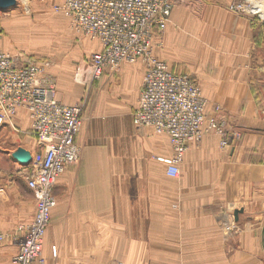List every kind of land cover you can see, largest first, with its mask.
<instances>
[{
    "label": "crops",
    "instance_id": "0c3cea01",
    "mask_svg": "<svg viewBox=\"0 0 264 264\" xmlns=\"http://www.w3.org/2000/svg\"><path fill=\"white\" fill-rule=\"evenodd\" d=\"M238 2L186 0L153 40L154 57L199 86L208 115L219 108L227 136L213 131L192 143L172 178L157 160L172 156L168 136L148 130L137 152L133 147L113 162L82 121L74 139L78 164L52 190L56 205L42 249L47 264H264V42H254L263 25L230 9ZM94 47L89 56L101 50L99 42ZM0 52L19 55V48L4 36ZM143 74L141 61L122 64L116 80L105 73L102 84L113 82L99 94L102 109L127 117ZM81 96L82 88L55 89V99L67 105ZM29 124L20 109L0 127V264H10L18 228L35 213L24 167L11 157L17 148L31 156L39 151L36 139L21 135Z\"/></svg>",
    "mask_w": 264,
    "mask_h": 264
},
{
    "label": "built area",
    "instance_id": "2783aa9c",
    "mask_svg": "<svg viewBox=\"0 0 264 264\" xmlns=\"http://www.w3.org/2000/svg\"><path fill=\"white\" fill-rule=\"evenodd\" d=\"M262 0H239L231 10L251 17L264 11ZM186 0H63L59 7L72 26L99 41L101 50L90 59V78L116 73L124 63L142 59L145 70L132 123L138 130L164 133L172 156L157 159L166 174L178 178L184 154L204 134L227 136V122L206 111L200 88L187 75L174 72L152 54L153 33L163 29L172 9ZM262 5V9H256ZM247 10L252 12H247ZM1 13V12H0ZM49 62L0 52V127L18 112L27 111L31 131L41 149L22 170L35 198L32 220L21 225L18 252L10 264H45L42 249L50 214L56 205L52 190L68 167L75 166L80 148L74 139L82 124L79 104L55 99V83L48 80ZM1 239V236H0ZM121 264V263H120Z\"/></svg>",
    "mask_w": 264,
    "mask_h": 264
},
{
    "label": "rangeland",
    "instance_id": "374dc122",
    "mask_svg": "<svg viewBox=\"0 0 264 264\" xmlns=\"http://www.w3.org/2000/svg\"><path fill=\"white\" fill-rule=\"evenodd\" d=\"M261 2L264 3V0ZM17 4V8L6 13H0V38L5 36L10 43L16 44L19 48L17 54L19 53L21 57L25 56L39 62H49L46 78L55 83L57 91L69 94L76 88H82V96L72 105L79 104L82 106L81 118L82 121L88 123V134H92L96 141H101L106 146L109 157L113 162L119 159L121 161V157L126 151H131L132 153L133 147L135 152H137L139 144L143 142L142 140L147 139L148 136L145 134L148 130L155 135H166L164 133H156L150 128L144 130L135 128L130 122L135 106H132L129 110L127 117H118L124 113H121L120 110L114 112L108 105L107 107L110 109H102L99 94L107 87H110L113 82L107 79L102 84L103 75L108 73L111 77H115L114 79L116 80L121 67L115 74L107 71L103 72L98 78L88 79L86 73L90 69L91 56L89 55L96 51L94 45L99 41L83 32L77 31L72 26L71 19L59 8L63 4V0H17ZM252 18L262 22L263 30H261V34H264V11ZM162 30L157 28L154 31L153 40L154 36L161 33ZM85 42L92 45L91 51L90 47L88 49L84 47ZM262 42H264V37ZM90 44L88 46H91ZM153 46L152 42V54H154ZM137 61L142 62L145 70L143 61ZM137 61L126 64L133 65ZM17 133L19 134V132ZM21 135L35 139L30 124L25 133ZM29 148L35 149V142ZM41 149L37 153H40ZM148 160L149 158L147 157V161L145 160L146 165L154 164L151 161L148 162ZM127 164L132 165L131 159H129V163L127 161ZM172 211L174 212L175 210ZM45 264H47L46 261Z\"/></svg>",
    "mask_w": 264,
    "mask_h": 264
},
{
    "label": "water",
    "instance_id": "95a60500",
    "mask_svg": "<svg viewBox=\"0 0 264 264\" xmlns=\"http://www.w3.org/2000/svg\"><path fill=\"white\" fill-rule=\"evenodd\" d=\"M16 6H17L16 0H0V12L1 13H6L16 8ZM11 157L16 163L24 167V169L27 168L32 161V156L30 152L26 151L23 148H17L11 154Z\"/></svg>",
    "mask_w": 264,
    "mask_h": 264
},
{
    "label": "trees",
    "instance_id": "16d2710c",
    "mask_svg": "<svg viewBox=\"0 0 264 264\" xmlns=\"http://www.w3.org/2000/svg\"><path fill=\"white\" fill-rule=\"evenodd\" d=\"M253 19V18H252ZM255 20V19H254ZM254 28V26H253ZM254 42H257V45L261 46L262 45V36H261V30H258L256 32V37L254 39Z\"/></svg>",
    "mask_w": 264,
    "mask_h": 264
},
{
    "label": "bare ground",
    "instance_id": "6f19581e",
    "mask_svg": "<svg viewBox=\"0 0 264 264\" xmlns=\"http://www.w3.org/2000/svg\"><path fill=\"white\" fill-rule=\"evenodd\" d=\"M256 9H260V10H261V9H262L261 5H260V6L258 5V7H257ZM247 12H252V11L247 10ZM152 42H153V41H152ZM99 44H100V43H99ZM100 47H101V46H100ZM92 55H93V54H92ZM92 55H91V57H92ZM91 57H90V59H91ZM140 60H142V59H140ZM142 61H143V60H142ZM143 63H144V61H143ZM144 65H145V63H144ZM89 66H90V65H89ZM167 66H168V65H167ZM89 70L91 71V69H89ZM90 71H89L88 73H86V75L88 76V79H89V77H90ZM81 77H83V76H81ZM81 79H82V78H81ZM87 81H88V80H87ZM79 82H81V81H79ZM158 159H160V158H158ZM17 252H18V250H17ZM17 252H16V253H17ZM15 255H16V254H15ZM15 255H14V256H15ZM14 256H13V257H14ZM13 257H12V258H13Z\"/></svg>",
    "mask_w": 264,
    "mask_h": 264
}]
</instances>
